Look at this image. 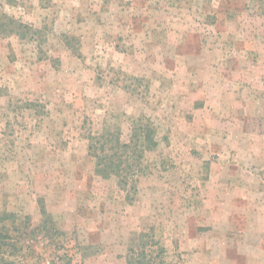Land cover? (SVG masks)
I'll return each mask as SVG.
<instances>
[{
  "label": "rangeland",
  "instance_id": "obj_1",
  "mask_svg": "<svg viewBox=\"0 0 264 264\" xmlns=\"http://www.w3.org/2000/svg\"><path fill=\"white\" fill-rule=\"evenodd\" d=\"M0 12L38 31L0 35V214L13 216L0 260L127 264L147 233L166 264H264V0ZM137 123L157 146L133 197L95 173L88 138L119 129L128 143Z\"/></svg>",
  "mask_w": 264,
  "mask_h": 264
},
{
  "label": "trees",
  "instance_id": "obj_2",
  "mask_svg": "<svg viewBox=\"0 0 264 264\" xmlns=\"http://www.w3.org/2000/svg\"><path fill=\"white\" fill-rule=\"evenodd\" d=\"M35 33L38 31L32 25L0 12V35L3 37L16 35L21 39H26ZM88 139L89 155L95 159V173L104 179H117L119 188L134 197L138 192L141 177L146 175L147 168L144 164L146 155L157 146L153 128L137 123L128 143L122 141L119 129L115 131L106 129L97 136H90ZM41 213L44 219L40 228L46 231L48 225L52 223V219L45 207L42 208ZM12 217L7 213L0 214V226L11 221ZM58 232L60 230L56 231V233ZM149 238L147 233L140 235L138 244L129 248L127 264L167 263L165 248L159 241ZM7 240L12 241L11 237L0 229V253L2 255H4L5 246L11 245L7 244ZM0 264H9V262L3 256Z\"/></svg>",
  "mask_w": 264,
  "mask_h": 264
}]
</instances>
